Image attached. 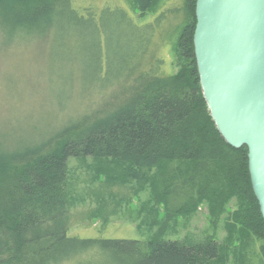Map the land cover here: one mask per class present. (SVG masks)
<instances>
[{
    "label": "trees",
    "instance_id": "1",
    "mask_svg": "<svg viewBox=\"0 0 264 264\" xmlns=\"http://www.w3.org/2000/svg\"><path fill=\"white\" fill-rule=\"evenodd\" d=\"M155 3L134 0L139 17ZM195 4L185 0L192 19L178 39L185 64L177 74L153 77L111 115L70 125L55 142L10 154L0 150V264H229L240 240L258 244L252 259L242 258L240 264H264V220L250 183L247 148L224 141L201 92L193 50ZM9 22L26 35L43 36L85 20L71 0H0V25ZM87 158L111 163L124 179L136 182H146L145 172L156 170L154 200L169 212L176 197L184 199L173 214L189 215L202 204L214 218L233 199L236 207L222 222L224 236L166 240L160 231L146 243L69 238V162ZM91 248L107 260H85Z\"/></svg>",
    "mask_w": 264,
    "mask_h": 264
},
{
    "label": "rangeland",
    "instance_id": "2",
    "mask_svg": "<svg viewBox=\"0 0 264 264\" xmlns=\"http://www.w3.org/2000/svg\"><path fill=\"white\" fill-rule=\"evenodd\" d=\"M71 7L85 22L66 31L26 35L11 22L0 25V150L5 154L55 142L70 125L111 115L148 80L170 78L185 64L178 54L179 36L192 19L185 0H156L144 18L134 0H71ZM69 171V238L146 243L161 231L166 240L222 239L223 218L236 207L230 199L214 218L202 204L189 215L173 214L177 201H184L176 197L165 218L167 211L153 198L159 193L156 170L145 172L146 182H136L124 179L111 163L87 158L70 160ZM257 247L240 240L229 264L251 260ZM86 256L94 263L107 260L94 248Z\"/></svg>",
    "mask_w": 264,
    "mask_h": 264
},
{
    "label": "water",
    "instance_id": "3",
    "mask_svg": "<svg viewBox=\"0 0 264 264\" xmlns=\"http://www.w3.org/2000/svg\"><path fill=\"white\" fill-rule=\"evenodd\" d=\"M193 50L201 92L224 141L247 148L264 220V0H196Z\"/></svg>",
    "mask_w": 264,
    "mask_h": 264
}]
</instances>
